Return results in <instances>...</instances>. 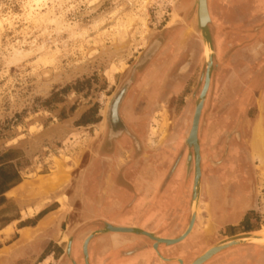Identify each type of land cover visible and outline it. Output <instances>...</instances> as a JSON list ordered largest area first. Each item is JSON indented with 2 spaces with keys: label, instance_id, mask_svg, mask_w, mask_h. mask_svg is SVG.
I'll use <instances>...</instances> for the list:
<instances>
[{
  "label": "rangeland",
  "instance_id": "rangeland-1",
  "mask_svg": "<svg viewBox=\"0 0 264 264\" xmlns=\"http://www.w3.org/2000/svg\"><path fill=\"white\" fill-rule=\"evenodd\" d=\"M209 2L212 20L202 28L198 0H0V158L15 159L27 183L20 200L8 193L0 204V230L10 225L6 240L13 241L21 212L30 215L53 198L67 203L62 194L110 143V106L130 81L120 111L145 118L146 159L165 164L164 192L179 193L181 218L195 205L201 225L207 224L210 201L201 200L200 187L193 202L195 152L187 139L209 65L202 128L210 125L214 133L203 146V161L221 156L223 113L232 118L225 125L229 132L237 129L233 114L248 120L249 132L264 122V0ZM233 80L239 88L234 111L225 100ZM248 150L262 211L256 226L264 230V150L259 143ZM11 174L0 172V182ZM41 179L43 188L33 186ZM172 196L165 209L172 208ZM225 234L217 243L231 238ZM235 248L264 255L255 245ZM198 253L177 256L186 264Z\"/></svg>",
  "mask_w": 264,
  "mask_h": 264
},
{
  "label": "flooded vegetation",
  "instance_id": "flooded-vegetation-1",
  "mask_svg": "<svg viewBox=\"0 0 264 264\" xmlns=\"http://www.w3.org/2000/svg\"><path fill=\"white\" fill-rule=\"evenodd\" d=\"M208 9L211 15L212 20V10L210 8V2L208 0ZM206 76L204 78V85L200 93L201 94L206 85ZM211 88V77L210 84L207 90V93L201 102H204V106L202 109L199 129H198V143L200 146V180L198 187L201 188V200L205 199L210 201V204H207L208 207H205L207 210V224L197 225L198 219L201 218L200 215L197 214L196 222L194 224V228L190 236L187 238L188 241L195 235V230L200 228V234L197 240L192 241V245L187 248V253L196 254V250L199 249L198 255H194L190 261L186 264H192L194 260L214 244L219 239L218 235H221V232L226 233L225 237H232L246 232H254L261 230L256 225L259 223L261 216V206L260 200L257 194V181L254 177V164L250 159V152L248 150L249 145L247 144L248 139H245L242 130L240 131L241 124L243 120L239 118V115L233 114L236 122L237 129L221 136L219 131V136L222 139L225 137L224 145L222 146L223 150L217 151V153H221L219 159H210L209 163H205L203 161V155L205 154V150L203 148L204 145L207 146L208 137L212 136V130L208 125L207 128H202L204 110L206 107L205 99L207 98ZM129 99V98H128ZM228 101V100H227ZM197 109V108H196ZM229 109H231L229 107ZM236 108H233V111ZM231 111V110H230ZM196 110L193 114L192 126L195 117ZM128 115V116H127ZM222 114V120L226 117H231L229 114L224 116ZM109 122L111 124L109 130V140L110 143L105 144V146L99 147L96 155L93 156V161L91 162L88 170L81 175L78 179L77 183L71 186L70 191L66 194H62L60 197L61 200H66L63 205L60 204L56 199L53 198V202L47 204L45 207L40 209V213L37 215V219L44 217L45 215L56 212V215L60 217L62 214H70L72 219L69 223V230L67 231V227L64 231L63 239L66 244L68 239L70 238V230L77 227L80 224V218L76 217L77 214H87L96 212H108L116 208L113 204L109 206V200L100 199H90L91 191L95 188L97 192L102 194L103 197H108L109 192L111 193V188H113L114 183L118 182L114 178L115 173V162L121 160L122 163H128V195L130 193L134 194L136 198L147 194V192H151V187L156 182V179L160 178L162 175V167L165 165L160 162H152L147 160V140H146V132L144 131V120L142 116H136L128 110V114H123V112L119 111V121L117 124H113L111 120V116H109ZM258 120V119H257ZM247 122V120H245ZM95 124H102V120L98 121ZM264 127V122L262 123ZM89 125V123H87ZM246 125V124H245ZM245 128V126H244ZM192 130V127H191ZM190 130V131H191ZM246 131V130H245ZM248 131V130H247ZM224 132V131H223ZM249 132V131H248ZM223 143V141H222ZM236 143V144H235ZM194 149V147H193ZM195 152V162H194V179H193V189L195 187V178L197 173L196 161L197 155ZM204 152V153H203ZM9 154H4L0 160V172L4 173L5 169H9L11 175L6 178L17 174L19 177V181H11L9 184L12 186L5 190V179L0 182V204H3L6 201V193L12 189L14 186L19 184L22 180L20 174L21 171L16 168L15 159H11L9 161H4ZM101 158H110L109 163L101 161ZM99 161V162H98ZM137 164V165H136ZM137 166H142V169H134ZM173 170L175 166H173ZM232 169V170H231ZM216 173H214V171ZM221 172L220 176L216 175L217 172ZM82 174V173H81ZM141 178L139 181L142 183L141 186H137L134 183L136 178ZM174 177V176H173ZM222 178V179H220ZM121 181H119L120 183ZM161 188V187H160ZM160 191V189H159ZM77 192V199H71V193ZM106 194V195H105ZM160 194V193H159ZM165 193H161L157 198L150 200L147 207L144 206L141 211L140 218L143 219V223L146 221H150L151 227L163 226L167 228L177 229V234L171 235L169 238H175L178 234H182L190 224L191 213L190 215L185 214L183 218H181L180 209L178 207V196L179 193H175L174 198H172V208L165 209V201L168 198H165ZM90 196V197H89ZM164 196V197H163ZM202 202V201H201ZM136 202L134 199L128 201V213L131 211V208ZM205 204V203H204ZM222 204L225 209L228 210L229 213H233L237 211V208H241L239 215L229 216L227 218H219L217 217V207ZM0 205V206H1ZM170 206V205H169ZM162 214L168 215L167 219L162 220ZM161 218V219H160ZM203 219V218H201ZM73 223V227H71ZM83 223V222H81ZM84 224H86L84 222ZM182 224V225H181ZM199 224V222H198ZM9 224L6 225V227ZM128 228L138 229L140 231H145V229L141 227H135L133 225L128 224ZM180 228V229H179ZM210 230V231H209ZM180 231V232H179ZM153 234H160L161 237L166 238L163 233L160 232H149ZM203 233V234H201ZM16 238L13 239L15 241ZM12 241V242H13ZM184 241V242H185ZM9 242V243H12ZM129 243V240H128ZM154 244V242H152ZM179 245V244H178ZM67 246V245H66ZM53 245L51 244L46 251L43 253V257L49 254ZM67 249V248H66ZM41 251V249H40ZM56 251V250H54ZM181 251V252H182ZM256 249L254 248H234L227 250L221 254L216 255L210 261L205 264H264V255H260L256 253ZM259 252V251H258ZM197 256V257H196ZM34 255L30 257L26 256L23 259H19L16 263L13 264H39L34 263L32 261ZM41 256V258H43ZM58 260V259H57ZM60 260V259H59Z\"/></svg>",
  "mask_w": 264,
  "mask_h": 264
},
{
  "label": "crops",
  "instance_id": "crops-1",
  "mask_svg": "<svg viewBox=\"0 0 264 264\" xmlns=\"http://www.w3.org/2000/svg\"><path fill=\"white\" fill-rule=\"evenodd\" d=\"M238 82H230L225 90H226V97L225 100L231 101V110L233 108H236L238 103L235 101V94H238L239 88H238ZM223 102H225L223 100ZM230 117H226L223 119V126L224 128L221 129L220 135L222 136L225 131L229 133V128L227 129L225 125L228 121H230ZM248 121V120H247ZM247 122L244 120L241 124L240 131L242 130V133L245 137V139L250 137V140L247 142L249 146L252 148H255V144H258V142L255 140V137H257L256 134V128L250 130V132L247 131L246 128H244L245 124ZM246 130V131H245ZM224 131V132H223ZM256 141V143H255ZM236 144V143H235ZM114 166L115 173L114 178L118 182L114 183L113 188H111V193L109 192L108 197H103L102 194L97 192V189H92L90 195V199H103L109 200V206H112L113 204L116 206V208L111 211H108L106 213L104 212H92V213H85V214H77V218H80V224L71 229V234H86L90 233L99 229L104 228L103 225L97 224L98 221L100 222H106L107 224H113L116 226H124L128 227V224L133 225L135 227H141L145 229V231L149 232H164L163 235L170 237L171 235L177 234V229L171 228L167 230V227L163 226H156L151 227L150 221L142 222L143 219L140 218L141 211L144 206L147 207L150 200L157 198L161 193H165V198H170L171 195H175L174 192H169L170 189H167L169 191L164 192L163 186L165 185V169L166 166L163 165L162 169V175L160 178L156 179L155 184L153 187H151V192H147V194H144L140 196L139 198H136L134 194L130 193L128 195V163L125 162L122 163L121 160L116 161ZM137 165V164H136ZM135 165V167H136ZM142 169V166H137L134 169ZM81 173H78L75 179L72 181V185L77 183L78 179L81 177ZM172 185L175 186L176 180L175 177H172ZM137 180H134V183L137 186H141L142 183L139 181L141 178H136ZM222 179V178H220ZM119 181H121L119 183ZM25 180L22 179L19 184L14 186L12 189H10L5 197L7 198L8 193L10 191H13L17 194L19 191L20 185L24 183ZM161 187V188H160ZM160 189V191H159ZM160 193V194H159ZM20 193L18 192V195L13 197L15 200H20ZM106 195V194H105ZM172 196V197H173ZM71 199H77V192L71 193L70 195ZM90 197V196H89ZM164 197V196H163ZM134 199V202H136L133 207L131 208V211L128 213V201ZM241 211V208H237V211L233 212L232 214L228 212L225 207H223L222 204L217 207V217L219 218H227L229 216L239 215ZM40 213V209L36 210L34 209V213L23 216V212H21V217L14 220V223L19 224V227H16V231L13 233L15 235L14 238H16L15 241L12 243H9L8 240H6L5 236H3V232L7 227H4L0 230V253H3L5 256L3 257L4 260L2 261V264H13L16 263L19 259H23L26 256L30 257L34 255L32 261L34 263L39 264H55L57 263V259H63L67 258L66 255V248L67 244L65 240L63 239L64 236V223L68 222L67 231L69 230V223L72 219L70 214H62L59 216L56 215V212H51L44 217L37 219V215ZM207 215V214H206ZM54 218L53 222H49L46 224V226H42L43 220H45L48 217ZM168 215L162 214V220L164 221L167 219ZM161 219V218H160ZM202 219L199 218L197 225H199L203 222H201ZM83 222V223H81ZM84 222L86 224H84ZM73 227V223L71 225ZM180 229V228H179ZM260 231V230H258ZM180 232V231H179ZM29 233L27 238H24V235ZM171 233V234H170ZM200 234V228H197L195 230V235L190 238V240L185 241L179 245H176L168 250H165L164 247L160 248V251L162 254L166 253L168 254L175 253L180 254L182 250H187L188 247L192 245V241H195L198 239ZM203 234V233H201ZM11 237V236H10ZM85 238L83 235L78 237V241H74L75 244V251H74V259L78 261V263L83 264V258L81 254V246L82 241ZM137 240L135 242L129 241L128 243V234H108L106 236L100 237L98 239H94L89 244V259L91 264H163L160 260L157 253L152 249V242L146 239L145 237L139 236L136 238ZM8 241V242H7ZM11 242V241H10ZM53 245L51 251L49 254L45 255L43 257V253L46 251V249ZM41 249V251H40ZM56 250V251H54ZM41 256L43 258H41Z\"/></svg>",
  "mask_w": 264,
  "mask_h": 264
},
{
  "label": "water",
  "instance_id": "water-1",
  "mask_svg": "<svg viewBox=\"0 0 264 264\" xmlns=\"http://www.w3.org/2000/svg\"><path fill=\"white\" fill-rule=\"evenodd\" d=\"M198 2H199V8H198L199 23L202 28H206L207 25L211 22V19L208 18L205 20V22H203L202 21L203 19L201 17V9L203 8L204 11L208 12V0H198ZM155 48L156 47L154 46L149 50V52L146 54V57L143 59L141 64L146 63L152 57V55L155 52ZM209 84H210V65L208 67L207 76H206V85L201 94V99L205 97ZM130 86H131V81L128 82L123 87L120 93L112 101V104L110 106V116H111V120L113 124H117L119 121V111L125 99V96L127 92L129 91ZM203 106H204V102H200V104L197 106L192 130L190 131L188 139H187L188 145L191 147H194L196 151V155H197V161H196L197 173H196V178H195V187H194V196H193L194 203L197 201V198H198L197 191H198V185H199V180L201 176L200 168H199L200 146L198 143V129H199L200 117H201ZM188 164L190 167H192L191 156H189L188 158ZM197 214H198L197 208L195 205H193L192 210H191V220H190V224L187 227V229L182 234H178L177 236H175V238L166 237V239L164 237H161L160 234H153V233H148L145 231L143 232L138 229H131V228L124 227V226H116L113 224H107L104 221L103 222L98 221L97 224L99 223L103 225L104 228L90 232V233H86V234L69 233L70 238L67 241V249H66L67 258L60 259L59 264H80L78 263L76 259H74V251H75L74 241H78L79 240L78 237L82 235L85 237L83 238L84 240L81 243L82 244L81 254L83 258V264H91L90 259H89L90 256H89V249H88L90 242L94 239H98L108 234H128V240L133 241V242H135L137 240L136 238L139 236L145 237L149 241L154 242L152 249L157 253V255L159 256L163 264H184L183 260L177 256L179 254H175V253L168 254L167 251H165L166 253L162 254L160 251V248L164 247L165 250H168L178 244L183 243L185 240H187V238L190 236V234L193 231L194 224L197 218ZM169 229L170 228H167V230ZM261 237H262L261 233L259 232H246V233L233 236L226 240H223L219 243L214 244L211 247V250H209L203 256H201L202 254H200L199 256L201 257L194 264H205L208 261H210L213 257H215L216 255L221 254L227 250H230L238 246L255 245L261 249H264V244L260 242ZM1 258L2 256L0 254V259Z\"/></svg>",
  "mask_w": 264,
  "mask_h": 264
},
{
  "label": "bare ground",
  "instance_id": "bare-ground-1",
  "mask_svg": "<svg viewBox=\"0 0 264 264\" xmlns=\"http://www.w3.org/2000/svg\"><path fill=\"white\" fill-rule=\"evenodd\" d=\"M201 17H202V21L205 22L206 19H211V15H210V12H209V9H208V12L207 11H204V9L202 8L201 9ZM208 52V50L206 51ZM256 134H257V142L259 144H261L263 146V150H264V128L262 126V120L259 119L258 120V123H257V127H256ZM259 150V149H258ZM262 161V160H261ZM263 162V161H262ZM35 182V181H34ZM47 184V182L45 183V180L44 179H41V180H37L35 182V184L33 186H35L36 188H43L45 185ZM27 186V183L26 184H23L20 185V188L19 189H23ZM13 197L16 196V193L13 192V191H10L9 192ZM34 211V210H33ZM54 218L53 216L52 217H48L46 218L45 220H43V223H42V226H46V224H48L49 222H53ZM210 231V230H209ZM254 232H259L261 233V239H260V242L264 244V230H260V231H254ZM7 233V232H6ZM29 235V233L25 234L24 235V238H27ZM90 237V236H89ZM88 239V237H87ZM166 239V238H165ZM209 250H211V247L206 250L204 253H202L201 256H203L204 254H206ZM201 256L197 257L194 262L192 264H194Z\"/></svg>",
  "mask_w": 264,
  "mask_h": 264
},
{
  "label": "trees",
  "instance_id": "trees-1",
  "mask_svg": "<svg viewBox=\"0 0 264 264\" xmlns=\"http://www.w3.org/2000/svg\"><path fill=\"white\" fill-rule=\"evenodd\" d=\"M19 181V177H18V175L17 174H14L13 176H10V177H8V178H6V180H5V190H7L8 188H10L12 185L11 184H9V182H11V181ZM2 191L0 190V193H1Z\"/></svg>",
  "mask_w": 264,
  "mask_h": 264
}]
</instances>
